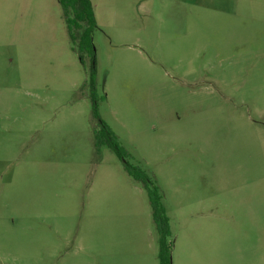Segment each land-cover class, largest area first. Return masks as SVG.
<instances>
[{"label":"rangeland","instance_id":"1","mask_svg":"<svg viewBox=\"0 0 264 264\" xmlns=\"http://www.w3.org/2000/svg\"><path fill=\"white\" fill-rule=\"evenodd\" d=\"M91 2L82 62L58 0H0V264H160L125 162L172 264H264V0Z\"/></svg>","mask_w":264,"mask_h":264},{"label":"trees","instance_id":"2","mask_svg":"<svg viewBox=\"0 0 264 264\" xmlns=\"http://www.w3.org/2000/svg\"><path fill=\"white\" fill-rule=\"evenodd\" d=\"M58 2L64 12L70 39L79 51L81 61L83 62L87 56L91 58V62H94L93 33L97 29V21L91 0H58ZM94 115L99 119L96 109ZM95 143L97 147L107 146L111 148L120 159L125 161L126 156L118 144L117 137L104 122H100L95 131ZM125 168L129 176L142 183L148 192L153 220L159 234V262L160 264H172L173 244L170 240V220L162 203V195L140 169L126 162Z\"/></svg>","mask_w":264,"mask_h":264}]
</instances>
